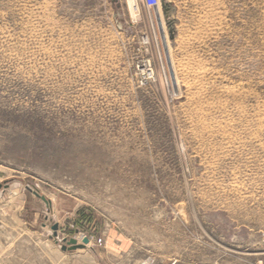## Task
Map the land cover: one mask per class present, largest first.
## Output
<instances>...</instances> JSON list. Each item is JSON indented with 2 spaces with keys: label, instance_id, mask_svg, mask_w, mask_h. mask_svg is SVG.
Instances as JSON below:
<instances>
[{
  "label": "rangeland",
  "instance_id": "rangeland-1",
  "mask_svg": "<svg viewBox=\"0 0 264 264\" xmlns=\"http://www.w3.org/2000/svg\"><path fill=\"white\" fill-rule=\"evenodd\" d=\"M166 1L0 0V264H264V0Z\"/></svg>",
  "mask_w": 264,
  "mask_h": 264
},
{
  "label": "water",
  "instance_id": "water-1",
  "mask_svg": "<svg viewBox=\"0 0 264 264\" xmlns=\"http://www.w3.org/2000/svg\"><path fill=\"white\" fill-rule=\"evenodd\" d=\"M161 8L165 14V16L169 15V12H171L172 6L170 3H168L166 0H162ZM170 25V34L171 37H174V30L172 28V22L169 23ZM29 191L32 192L36 197L40 198L47 206L51 207V201H49L45 196H42L38 191L28 187ZM59 229V225L55 224L53 226V230L55 232V237H57V231ZM83 243L80 244L77 238H71L70 240H65L66 246H62L63 251H76L79 249H84L86 245L88 244V239H85L82 241Z\"/></svg>",
  "mask_w": 264,
  "mask_h": 264
},
{
  "label": "built area",
  "instance_id": "built-area-1",
  "mask_svg": "<svg viewBox=\"0 0 264 264\" xmlns=\"http://www.w3.org/2000/svg\"><path fill=\"white\" fill-rule=\"evenodd\" d=\"M143 5L148 9H159L162 5V0H142Z\"/></svg>",
  "mask_w": 264,
  "mask_h": 264
},
{
  "label": "bare ground",
  "instance_id": "bare-ground-1",
  "mask_svg": "<svg viewBox=\"0 0 264 264\" xmlns=\"http://www.w3.org/2000/svg\"><path fill=\"white\" fill-rule=\"evenodd\" d=\"M134 3H135V1H134ZM130 6H131V8H132V11H133V10H136V8H137L136 5L133 4L132 2H130ZM158 12H159V14H160V9H158ZM157 14H158V13H157ZM159 14H158V15H159ZM135 17H136V16H135ZM148 263H149V261H148L147 263H145V264H148Z\"/></svg>",
  "mask_w": 264,
  "mask_h": 264
}]
</instances>
